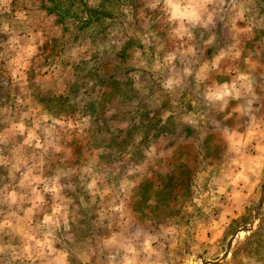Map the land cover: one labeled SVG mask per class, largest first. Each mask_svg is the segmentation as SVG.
<instances>
[{
	"label": "crops",
	"instance_id": "crops-1",
	"mask_svg": "<svg viewBox=\"0 0 264 264\" xmlns=\"http://www.w3.org/2000/svg\"><path fill=\"white\" fill-rule=\"evenodd\" d=\"M250 1L197 0L192 8L189 5L176 6L180 7L175 12L178 20L181 19L177 24L179 37L170 41V44L177 46L176 57L183 64L189 65L187 77L193 81L194 86H198L196 90L194 87V90L189 89L188 92L201 98L203 110L216 113L213 118L204 121L214 134V144L223 142L215 156L216 161L223 166L210 168L212 173L208 176L210 184L207 186L208 190H212L211 184L214 183L213 187L217 190L225 184L222 195L224 197H209L207 201L214 206V210L204 217L194 214L183 216L185 207L199 206L200 199H192L187 204L179 200V205L182 204L183 207L182 213L179 216L170 215L158 203L169 205L171 201L163 198L160 201L142 199L144 182L131 177L128 179V197L114 201L113 205L106 199L105 193L110 188L105 184L91 189L92 196L83 197V190L77 188L81 182L76 179V174L67 180V160H73V166L77 169L74 173L80 179L84 175H90L91 187H94L95 175L104 177L105 174L99 168L100 162L97 160L106 158L105 152L100 151V143H97L96 150L83 148L86 140L93 141L94 137L96 140V136L74 133L65 135L67 131L61 127L69 119L68 115L61 116L60 119L56 115L45 113L41 102L44 103L46 97H51L50 92L54 97L59 94L57 89L56 92L53 91L52 84L37 89V81L40 84L46 78V83H49L47 79L50 73L37 74L35 69H23L21 61L25 62L29 45L9 39V46L6 47L3 37L7 35L0 34V39L3 40L0 43V61L6 65L12 60L18 66L16 72L9 73L14 79L6 89L9 98L18 102L0 106L1 256L7 255L10 260V256L15 255L21 261L29 259V264H74L68 260L70 250L71 257L80 251L87 252V255L92 254L91 261L94 258L97 264H178L184 258L181 250L186 248V237L190 249L194 246L205 258L221 257L224 241L227 242L236 230L235 221L240 215L242 205L235 197L245 195L242 192L244 189L249 192L251 184L229 183L219 175L236 173L243 177L254 176L263 168L259 165L260 160L264 161V5L255 12L249 6ZM259 4L261 6L260 1ZM186 39L190 43L185 42ZM179 40L186 44L179 43ZM175 42L177 43L174 44ZM160 45L162 46L155 42L154 47L159 48ZM184 47L190 52H182ZM0 72L6 74L9 70L0 63ZM37 90L43 91L44 95L37 94ZM44 91L49 95L45 96ZM185 92V89L180 88L178 94ZM37 97L41 98L40 105ZM83 111H87V119L79 118L75 121L81 122V126H88L89 107L86 110L82 107V114ZM195 114L196 112L193 113L194 116ZM193 119L188 120L192 127L201 124L196 116ZM67 122L73 121L69 119ZM45 125L49 126V134L43 133L42 126ZM72 125L75 126L73 123ZM218 131L221 136H217ZM185 138L181 136L179 142ZM189 148L187 153L193 152L195 156L194 147ZM83 149L87 151L84 152ZM113 153L123 159H131L130 151L120 150ZM166 156L168 154L164 153V157ZM89 157L96 158L94 164ZM82 162L89 163L87 173ZM55 164H58L56 168ZM162 164L163 167L169 165L166 161ZM52 170H55V183L51 184L47 180V171ZM158 172L162 175L159 169L148 172L153 179V184L150 182L151 188L158 189L157 191L162 188V183L153 174L160 178ZM187 172L195 176L200 174L195 168ZM202 172L205 174L204 170ZM116 176H122L119 168L114 169V179ZM121 184L115 182L114 185L120 190ZM38 185L44 192L38 189ZM82 185L84 187L85 184ZM236 185L242 190L236 189ZM191 186L199 194L197 184L194 182ZM138 202H145L147 210H143L144 206L137 207ZM107 209H113L114 222L105 216ZM136 215H139V219L134 217ZM180 221L189 233L182 231L180 234ZM186 222L188 227L185 226ZM249 231L251 233L253 230ZM206 244L210 247L204 248L203 252L201 248ZM240 245L241 249L245 246ZM238 249L239 246L235 247L231 254L235 252L236 255ZM251 255L252 253L246 257L250 258ZM219 258L210 260L218 261L217 263L208 264L220 263ZM15 259L12 264L18 262ZM88 260L89 264H95L90 258Z\"/></svg>",
	"mask_w": 264,
	"mask_h": 264
},
{
	"label": "rangeland",
	"instance_id": "rangeland-1",
	"mask_svg": "<svg viewBox=\"0 0 264 264\" xmlns=\"http://www.w3.org/2000/svg\"><path fill=\"white\" fill-rule=\"evenodd\" d=\"M69 1L71 0H0V34L8 36L3 37L5 46H9L7 43L9 39L15 43L19 41L20 44L26 42L29 47L25 62L21 61L22 68L35 69L37 74L50 73L47 79L49 83H46V78L43 83L39 84L37 81V89L52 84L53 91L56 92L57 89L59 94L54 97L50 92L51 99L46 97L44 103L37 97L39 105L41 102L45 113L49 115H56L60 119L61 116H69L75 126L67 122L69 119L65 121L64 127H61L67 131L65 135L74 133L81 136L83 134L96 136V140L95 137L93 141L86 140L83 148L89 151L96 150L97 143H100V151L105 152L106 158L97 159L98 163L100 162L99 168L105 174L104 177L95 175L94 187H91L90 175H84L85 179L84 177L80 179L77 173H74L77 169L73 166L75 164L73 160H67L70 165H66L67 180L76 174V179L81 182L77 188L83 190V197L92 196L90 190L97 186L101 187L103 184L109 186L110 189L109 191L107 189L105 196L113 205L114 201H121L128 197L130 177L133 180L141 179L144 182H141L143 197H139L144 200L150 198L160 201L163 198L168 202L171 201L169 205L158 203L170 215L179 216L182 213L183 207L182 204L179 205V200L187 204V201L192 199H200L199 206L195 208L186 206L183 216L194 214L204 217L210 214L214 206L208 203L209 197L214 198L218 195L224 197L222 195L225 184L219 185L221 187L217 190L213 187L214 183L211 184L212 190H208L207 186L210 184L208 176L212 173L210 168L223 166L215 159L217 150L223 142L214 144V134L210 132V126L204 121L213 118L216 113L203 110L201 98H196L188 92L194 87L196 90L198 86L196 84L194 86L193 81L187 77L189 65L183 64V61L176 57L177 46L170 44V41L179 37L177 24L181 19L178 20L179 17L173 16V13L180 8L176 6L189 5L192 8L197 0H171V3L168 0H85L89 9L97 10L98 7H102L104 11L100 9V13L106 12V15L96 17V20L95 18L91 21L87 20L88 22L84 25L61 11V8ZM259 1L249 2L250 8H254L255 12L258 11V7L263 8L264 0ZM173 4L175 7L172 6ZM3 40L0 39V43ZM155 42L162 46L154 47ZM185 42H189L188 39ZM179 43L186 44L181 40ZM187 50L189 49L184 47L182 52L187 53ZM0 63L9 70L6 74L0 72L1 106L9 102H18L11 100L6 91L11 80L14 79V76L9 73L16 72L18 66L12 60L6 65L2 61ZM62 86L63 89H61ZM180 88L185 89L186 92L178 94ZM44 92L45 96L49 95L47 91ZM37 94L44 95L41 90H37ZM82 107L83 110L89 107L88 126H81V122L75 121L79 118L87 119V111L81 113ZM194 112L201 124L192 127L188 120L192 121L195 117ZM42 128L44 134H49V126L45 125ZM181 136L186 138L179 142ZM217 136H221L220 131ZM211 138L212 143H210ZM189 147H194L195 156L193 152L187 153L190 150ZM87 150L83 149L84 152ZM120 150L130 151L131 159L126 160L113 153ZM162 152L167 153L168 157H164ZM89 160L94 164L96 158L89 157ZM164 161L169 165L163 167ZM260 163L259 165L263 168L254 176L243 177L236 173L219 175L229 183L249 182L251 184L249 192L236 185V189L242 190L245 194L235 197V200L242 205L239 219L235 221L236 225L234 224L236 229L251 225V230H254L260 226L252 236H249L250 231L238 232L232 240L227 257L218 264H245V261L246 264H264V199L263 205L261 204L255 212L261 193L264 194V161L260 160ZM50 164L53 165V163ZM58 164H55V168ZM81 164L87 173L89 163ZM115 168H119L122 176H116L114 179ZM157 168L162 175L158 172L160 178H157L156 174H153V177L162 183L159 191L151 188L153 179L148 173L151 170H158ZM191 168L199 170L200 174L196 176L189 174L187 171H191ZM54 171H47V180L51 184L55 183ZM80 173L82 175V171ZM161 177L164 178L161 179ZM115 182L122 183L120 190L117 185H114ZM194 182L197 184L196 189L199 194L191 186ZM82 183L85 184L84 187ZM38 187L40 190V185ZM40 191L44 192L43 189ZM72 193L77 194V192ZM141 206H144V211L147 210L145 202H138L137 207ZM157 208L158 206L155 209ZM254 212L257 215L255 219H253ZM147 214L152 216L150 212ZM105 216H108L109 221L114 222L113 209L110 211L107 209ZM134 217L139 219V215ZM182 225L180 221L178 228L180 234L182 231L189 233V230ZM185 226L188 227L189 224L186 222ZM246 235L249 238H246ZM184 238L187 240L186 248L181 250L184 258L178 264H200L201 258H205V255L199 253L197 248H193L194 246L190 249L188 238ZM242 240L244 241L242 245H245L243 249L239 244ZM177 244L178 242L175 243ZM225 246L226 241H224L223 251ZM238 246L241 250L238 249L233 257L231 252ZM207 247L210 246L206 244L200 248L204 252V248ZM71 251L74 250L71 249ZM250 253H252L250 258L246 257ZM70 254L68 250V260L74 264H89L88 259L90 258L91 261L93 257L92 254L87 255V252L82 251L74 253L72 257ZM10 257L9 260L7 255H0V264H8V260L9 264H12L15 258L18 262L14 264H29V259L21 261L15 255ZM30 257L26 256V258ZM218 258L205 259L218 260ZM92 260V263L97 264L94 258Z\"/></svg>",
	"mask_w": 264,
	"mask_h": 264
},
{
	"label": "trees",
	"instance_id": "trees-1",
	"mask_svg": "<svg viewBox=\"0 0 264 264\" xmlns=\"http://www.w3.org/2000/svg\"><path fill=\"white\" fill-rule=\"evenodd\" d=\"M100 9H102V7H98L97 10H91V8L89 9L88 4L87 2H85V0H71L61 8V11L68 17L76 18L79 22H81V25H84L86 22L91 21V19L93 20V18H95L96 20V17L98 18L99 16H105L106 12L100 13ZM102 11L104 10L102 9ZM91 14H94L96 16L91 17ZM259 226L255 228V230H253L249 236L254 235L257 229H259ZM249 236L246 238H249ZM243 242L244 241H241L240 244H242ZM232 255L234 256L235 252H233Z\"/></svg>",
	"mask_w": 264,
	"mask_h": 264
},
{
	"label": "water",
	"instance_id": "water-1",
	"mask_svg": "<svg viewBox=\"0 0 264 264\" xmlns=\"http://www.w3.org/2000/svg\"><path fill=\"white\" fill-rule=\"evenodd\" d=\"M263 199H264V194L263 192L261 193V196H260V199L258 201V205H257V208L255 210V212H257V209H259V207L261 206V204L263 203ZM254 212V215H253V219H255L257 217L256 213ZM251 225H244V226H241V227H238L231 235L230 237L228 238L227 242H226V246H225V249L221 255V257L219 258V261L222 260L226 255L227 253L229 252V249H230V245L232 243V240L234 239V237L236 236V234L240 231H249L251 229ZM218 261H210V260H207V259H203L201 258V262L200 264H208V263H217Z\"/></svg>",
	"mask_w": 264,
	"mask_h": 264
},
{
	"label": "clouds",
	"instance_id": "clouds-1",
	"mask_svg": "<svg viewBox=\"0 0 264 264\" xmlns=\"http://www.w3.org/2000/svg\"><path fill=\"white\" fill-rule=\"evenodd\" d=\"M168 2L171 3V0H168ZM173 7H175V5H173ZM174 15H175V13H174Z\"/></svg>",
	"mask_w": 264,
	"mask_h": 264
},
{
	"label": "built area",
	"instance_id": "built-area-1",
	"mask_svg": "<svg viewBox=\"0 0 264 264\" xmlns=\"http://www.w3.org/2000/svg\"><path fill=\"white\" fill-rule=\"evenodd\" d=\"M0 99H2V98H0Z\"/></svg>",
	"mask_w": 264,
	"mask_h": 264
}]
</instances>
